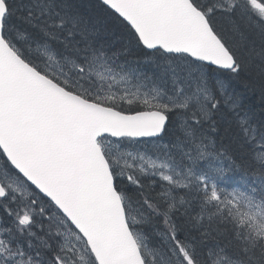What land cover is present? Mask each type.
I'll use <instances>...</instances> for the list:
<instances>
[{"label": "snow or ice", "instance_id": "obj_1", "mask_svg": "<svg viewBox=\"0 0 264 264\" xmlns=\"http://www.w3.org/2000/svg\"><path fill=\"white\" fill-rule=\"evenodd\" d=\"M0 264H264V0H0Z\"/></svg>", "mask_w": 264, "mask_h": 264}]
</instances>
